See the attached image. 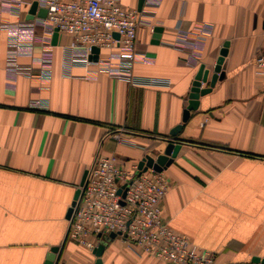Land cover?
<instances>
[{
  "label": "crops",
  "instance_id": "0c3cea01",
  "mask_svg": "<svg viewBox=\"0 0 264 264\" xmlns=\"http://www.w3.org/2000/svg\"><path fill=\"white\" fill-rule=\"evenodd\" d=\"M19 1L0 0V26L18 21ZM138 3L122 1L130 9ZM31 6L23 8L25 19ZM144 10L137 52L148 60L135 64L131 83L88 77L80 67L63 71L56 45L47 91L25 77L13 85L0 27V264H45L56 247L57 264H94L92 252L65 241L84 174L97 155H115L128 167L158 156L179 126L181 149L163 171L164 219L215 254L216 264L264 260V78L256 67L264 54V0H160ZM157 27L162 31L155 33ZM224 48L215 87L184 123L201 66L209 73L206 89ZM35 99L48 109H29ZM102 260L163 264L120 239Z\"/></svg>",
  "mask_w": 264,
  "mask_h": 264
},
{
  "label": "built area",
  "instance_id": "2783aa9c",
  "mask_svg": "<svg viewBox=\"0 0 264 264\" xmlns=\"http://www.w3.org/2000/svg\"><path fill=\"white\" fill-rule=\"evenodd\" d=\"M123 0H20L16 5L18 21L2 22L7 34V73L11 84L19 77L37 83L40 92L48 90L52 78L55 45L51 39L58 33L57 46L62 51V69L84 68L88 77L107 74L131 83L137 62L147 58L137 52L138 32L145 25L142 17L146 5L160 0H144L141 11L126 8ZM38 4L45 18L25 19L23 8ZM2 11L8 10L1 8ZM118 34V38L115 37ZM69 37L63 43L62 37ZM41 48L39 56L35 48ZM100 50L98 60L91 57ZM105 53V54H104ZM32 61L22 63L21 58ZM264 78V54L256 62ZM29 109H48L46 101H30ZM122 130L114 136L121 140ZM169 140V138L163 139ZM73 207L67 239L94 252L106 237L139 248L163 264H216L215 254L193 244L173 230L163 217L162 203L169 191L163 172H142L138 165L128 167L117 156L97 155L87 170L85 183Z\"/></svg>",
  "mask_w": 264,
  "mask_h": 264
},
{
  "label": "water",
  "instance_id": "95a60500",
  "mask_svg": "<svg viewBox=\"0 0 264 264\" xmlns=\"http://www.w3.org/2000/svg\"><path fill=\"white\" fill-rule=\"evenodd\" d=\"M143 4H144V0H139V3H138V10L139 11L142 10ZM37 10H38V4L35 2L31 6L30 15L27 17V20H32L33 16L36 14ZM46 14H47V12L44 9H39L37 15L39 18H45ZM161 31H162V28L157 27L155 29V33H159ZM115 37L118 38V34H115ZM57 41H58V33L56 32L54 35V38H53V45L56 46ZM99 52H100V50L98 48L93 49L94 55L91 57V59L93 61L98 60ZM226 54H227V50H226V48H224L223 51L221 52V58L219 59L217 65L214 69V74H213L211 82H210V87L206 88V89H201V87H202V84L207 81L209 73L208 72L205 73V66H201V68H200V70L196 76L194 85H193L194 87L192 89V93H191L190 98H189L190 99L189 105L184 112V117H183L184 123H186L190 119L191 112L196 111L198 109L199 98L201 96H204V95L210 93L211 90L215 87L216 82L219 79V74L221 72V65L223 63V59L226 56ZM181 129H182V126L175 128L170 133L171 138H169V140H164L166 143V146H165V148L161 154H159L156 157H152V156L144 157V159H142V161L138 165L139 170L142 172H146L148 170L163 172L168 166H170L173 163L175 157L177 156L179 150L181 149V140H179L177 138L179 131H181ZM86 176H87V172L83 176L80 187H82L83 184L85 183ZM79 196H80V189H78L76 191L73 203H72V205H71V207L67 213V220H69L71 218V215L73 213V207L75 206L76 201L78 200ZM117 238H118V236L116 234H111L109 237H106L103 240L102 244L93 252V254L96 257V261L94 264H103L102 255H103L104 250L106 249V247L108 246L109 243L116 240ZM66 240H67V237H66L65 241ZM59 253H60L59 247L51 249V252L47 256L45 264H55V263L57 264ZM246 264H264V260H262L260 258H253L250 263H246Z\"/></svg>",
  "mask_w": 264,
  "mask_h": 264
}]
</instances>
